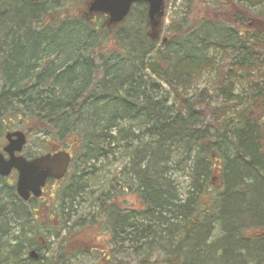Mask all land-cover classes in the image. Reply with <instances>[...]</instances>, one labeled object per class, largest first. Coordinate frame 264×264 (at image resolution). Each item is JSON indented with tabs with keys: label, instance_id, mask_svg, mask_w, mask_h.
<instances>
[{
	"label": "trees",
	"instance_id": "16d2710c",
	"mask_svg": "<svg viewBox=\"0 0 264 264\" xmlns=\"http://www.w3.org/2000/svg\"><path fill=\"white\" fill-rule=\"evenodd\" d=\"M46 1L0 0V123L44 138L47 150H71L70 172L124 152L129 175L119 184L134 205L102 208L114 257L153 243L164 264H264V236H251L264 231V32L242 12L236 24L201 8L196 20L153 27L140 3L110 26L88 7L77 18L60 14L64 0ZM186 1L193 17L197 3ZM233 1L263 6L264 17V0ZM204 75L210 86L200 89ZM178 150V167L192 163L185 197L170 177ZM75 178L47 216L0 177V264L46 259L30 250L45 248L40 225L80 205L87 177ZM70 245L51 264L70 261Z\"/></svg>",
	"mask_w": 264,
	"mask_h": 264
},
{
	"label": "rangeland",
	"instance_id": "374dc122",
	"mask_svg": "<svg viewBox=\"0 0 264 264\" xmlns=\"http://www.w3.org/2000/svg\"><path fill=\"white\" fill-rule=\"evenodd\" d=\"M195 1L197 5L193 7V11H195L194 16L186 17V0H167L165 27H168V24H170L172 20H196L197 18L195 16L202 8V11L208 9L206 12H208L209 17H211L208 18V20H222L221 18H223V20L226 21L232 20L235 24L238 12H242L245 14V22L249 27L254 26L252 28H256L255 30H261L264 32V28L261 26L262 23L258 22V20H264V17L258 15L263 6L257 8L250 6V11H244L243 9L239 8V6L233 0ZM46 2V4H48L54 2V0H47ZM58 5L65 7V9L61 7L60 14H69L68 16L77 18H79V16L82 14L84 8L88 7L86 6V2L81 0H64L59 2ZM210 6L212 7V10H210ZM137 7L139 6L136 5V8ZM219 7L224 8L220 9ZM219 10H221L220 16L218 15L217 17L216 14ZM236 12L237 14H235ZM135 18L136 16L130 20H136ZM45 20H52V17ZM95 20H103V18L96 16ZM252 22L253 25H251ZM164 35H166V33H164ZM210 79V75H204L199 88L203 89L210 86ZM9 125V123L6 125L0 123V149L2 148L5 140V132L7 131L5 128L10 129L13 126V124L11 126ZM42 147L44 149H42ZM47 147L49 146L45 142L44 138L38 140V137L34 135H28V144L25 147V154L35 155L38 154V152H41V149L42 151L46 152L48 149ZM123 153L124 152L121 150L120 153L116 152L114 156H112L113 154H109V158H107V156L100 157L99 161L93 160V162H90L89 165L85 167H80L83 164H79L77 169L69 173L66 180L59 184L51 183L46 187L44 191V197L41 199V201H39L42 203L36 207L45 212V215L51 216V211L53 208H55L54 205L56 203V192L75 180L77 174H81L82 171L85 174V178L87 177V180L84 184V187L87 188L84 192H81L79 198L81 201L79 202L80 205L77 208V211L70 213V218L58 219L57 217V222H55L54 225L53 222L55 220L48 226L40 225L38 228L39 238L47 240V243L44 244L45 248L40 252V254H44L46 258L41 264H51L56 258L59 259L58 256L62 253L60 251L62 246L60 245L62 242L64 243V241L67 240L72 243L69 249L72 248V250L75 252V255L73 256L75 264H164L161 263L160 252H155L156 247H154V251L152 249L149 251V253L145 252L146 247L145 249L144 247H139V249L131 251L129 250L128 254L125 253L119 257H114L113 254H110L108 251L110 233L108 229L106 230V225L104 223L106 212L105 210L103 211L102 208L104 207L107 209L109 204L113 203L115 200L124 201L128 207H130L131 204L134 205L135 201V198L132 195H127V190L122 186L120 187L119 184L120 179H122V183H125L126 176L129 175V161L127 162L126 159L124 160L122 158L124 157ZM182 158L183 154L180 150L176 151L172 155L173 160L170 163V177L175 181L176 186L180 191L181 197H185L190 185L188 172L190 171L192 163H183V168L181 166L178 167L177 164L182 161ZM6 181L9 184L15 182L16 178L13 176L8 178ZM48 203L50 205H48ZM79 203L76 204L78 205ZM98 205H101L102 207L99 208ZM139 207H141V204ZM42 218L43 216L41 215L40 220H42ZM89 221L98 223L93 227L86 228L81 233V224L85 222L88 223ZM63 222H66L67 224L65 226V231L62 232L61 227ZM252 233L253 232H251V234ZM69 235H72V237L65 240ZM95 249L98 251H94ZM104 252H107L106 256L109 255V257H103ZM101 260H103L104 263ZM71 262L72 261H68L67 258L64 263L56 264H71Z\"/></svg>",
	"mask_w": 264,
	"mask_h": 264
},
{
	"label": "water",
	"instance_id": "95a60500",
	"mask_svg": "<svg viewBox=\"0 0 264 264\" xmlns=\"http://www.w3.org/2000/svg\"><path fill=\"white\" fill-rule=\"evenodd\" d=\"M30 1L38 2L40 0ZM139 2L148 5V16L153 27H159L165 14V0H92L89 12L91 14H104L109 18L110 26L117 25L125 20L134 4ZM14 136L18 139L13 140ZM7 138L10 144L5 150L11 154V158L6 161L3 156H0V175L7 177L13 169L19 171L17 191L24 200H28L31 193L39 197L48 178L59 180L65 176L71 161L68 153L60 152L27 161L23 157L14 156L15 152H21L22 147L25 145V135L23 133H13L8 134ZM261 235H264V233ZM32 257H37V255L32 253Z\"/></svg>",
	"mask_w": 264,
	"mask_h": 264
},
{
	"label": "bare ground",
	"instance_id": "6f19581e",
	"mask_svg": "<svg viewBox=\"0 0 264 264\" xmlns=\"http://www.w3.org/2000/svg\"><path fill=\"white\" fill-rule=\"evenodd\" d=\"M150 85H151V84H150ZM69 168H71L70 165L68 166V169H67V170H69ZM98 206H99V208L102 207L101 205H98ZM78 207H79V205H78ZM75 211H77V209H75ZM91 223H92V222H91ZM91 223H90V221H89L88 223H86V222H85V223H82V224H81V230H80L81 233H82V231L85 230L86 228H88V227H92L93 224H91ZM154 247H155V245H154L153 243H152L151 245H148V246H147V251H151ZM33 251H34L33 249L30 250V256H31V253H33ZM147 251H145V252H147ZM35 259H38V258H35ZM56 259H57V258H56ZM70 261H72L71 264H75V261H74L73 257L71 258Z\"/></svg>",
	"mask_w": 264,
	"mask_h": 264
},
{
	"label": "flooded vegetation",
	"instance_id": "af4514ba",
	"mask_svg": "<svg viewBox=\"0 0 264 264\" xmlns=\"http://www.w3.org/2000/svg\"><path fill=\"white\" fill-rule=\"evenodd\" d=\"M18 130V129H17ZM11 132V131H10ZM8 144V142H5V144H4V146L0 149V153H3L4 152V147L6 146ZM17 155H19V154H17ZM22 155H24V156H26L25 155V151L23 150V152H22ZM5 156H6V158H8V155L7 154H5Z\"/></svg>",
	"mask_w": 264,
	"mask_h": 264
}]
</instances>
